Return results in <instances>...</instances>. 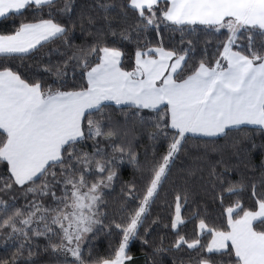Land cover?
I'll return each instance as SVG.
<instances>
[{"label":"snow or ice","instance_id":"1","mask_svg":"<svg viewBox=\"0 0 264 264\" xmlns=\"http://www.w3.org/2000/svg\"><path fill=\"white\" fill-rule=\"evenodd\" d=\"M9 17L0 264H35L39 252L133 264L134 240L152 247L144 225L158 200L174 239L160 237L151 264H264V0H0ZM190 141L198 154L185 163ZM126 165L134 177L110 199Z\"/></svg>","mask_w":264,"mask_h":264},{"label":"trees","instance_id":"2","mask_svg":"<svg viewBox=\"0 0 264 264\" xmlns=\"http://www.w3.org/2000/svg\"><path fill=\"white\" fill-rule=\"evenodd\" d=\"M76 3L78 7L82 8H89V6L93 3V0H76ZM11 17L9 18H4L0 19V31L10 29L13 26ZM76 43H80L82 40V36L80 33V28L79 25L76 28ZM177 39H179V34H177ZM205 39L204 36L200 37L201 44L203 40ZM47 51V46L44 49L40 50L39 55H43ZM59 59V56L56 54H53L52 56V61L55 62L56 60ZM47 63V59L44 61ZM251 129H249L250 131ZM259 142V140L257 141ZM199 142H192L190 141L189 144L192 147V150L189 153V158L185 163H190L191 162V157L195 156L198 154V152L195 150V145ZM137 151L140 153V159L143 161L145 159V156L147 155L148 157L151 156L152 153V146H151V141L148 139L147 135L142 134L138 136L137 140ZM218 158V157H215ZM260 153L259 150L254 153V162L259 163L260 162ZM181 159H184L183 157ZM235 163V160L232 161ZM173 178L179 176V172L177 168L173 169ZM134 177V169L131 165H126L122 167L121 169V178L120 180L116 183L115 185V191L111 193L110 199H116L119 196L120 193V186L122 181H131ZM169 184H165V190L168 189ZM164 195V190H162L161 196L163 198ZM172 195L169 194L168 199H171ZM23 202V201H21ZM167 208L163 206L162 201L158 200L156 204L153 206L151 210V214L149 215L148 219L145 222L144 227L145 228H150L151 235L148 237L150 244L152 247H154L156 244L159 243V239L161 236L164 237V243L167 245L170 241L174 239L173 231L171 229H165L163 227V224L168 223L167 220ZM191 209H186L185 210V215L190 214ZM209 211L211 212V206L209 207ZM159 216L161 218V225H153L152 221L154 218ZM193 230V224L189 223L185 228H182V231L187 232L189 235L192 234ZM155 242V243H153ZM41 243H43L41 241ZM107 241L103 237H101L95 244L96 248L100 251H103V249L106 247ZM152 247L149 246H143L140 242V240H134L132 242V247H131V254L135 258L133 261V264H151V259L152 257ZM35 251V250H34ZM6 255V251L3 247L2 244H0V257H4ZM165 264H169L168 258L164 257ZM35 264H54L52 256L49 253L45 252H39L38 255L35 257Z\"/></svg>","mask_w":264,"mask_h":264}]
</instances>
